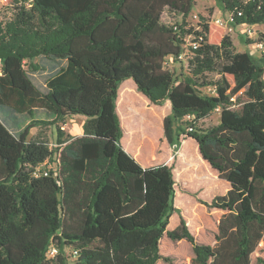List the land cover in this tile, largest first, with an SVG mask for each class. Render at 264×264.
<instances>
[{
  "label": "trees",
  "instance_id": "obj_1",
  "mask_svg": "<svg viewBox=\"0 0 264 264\" xmlns=\"http://www.w3.org/2000/svg\"><path fill=\"white\" fill-rule=\"evenodd\" d=\"M219 1L233 26L264 25V0ZM0 2L13 7L0 23V113L13 103L31 117L17 131L0 118V264H157L165 234L192 245V264H251L264 239V51L237 52L226 29L207 18L187 29L197 0ZM166 13L182 17L177 30L163 22ZM185 46L189 71L179 80L165 62L179 60ZM37 58L58 64L46 93L26 69L28 62L39 71ZM127 80L156 106L170 100L167 143L178 149L183 124L193 125L187 136L229 185L212 202L224 212L214 246L198 243L184 221L168 230L177 211L172 168H144L123 148L117 100ZM39 107L53 121L37 120ZM214 113L217 125L196 127ZM76 115L86 117L77 137L58 126ZM129 124L135 143L148 133L143 118ZM41 125H57L56 145L31 136ZM53 159L56 171L46 176Z\"/></svg>",
  "mask_w": 264,
  "mask_h": 264
},
{
  "label": "rangeland",
  "instance_id": "obj_2",
  "mask_svg": "<svg viewBox=\"0 0 264 264\" xmlns=\"http://www.w3.org/2000/svg\"><path fill=\"white\" fill-rule=\"evenodd\" d=\"M12 14L13 7L3 6L0 2V23L8 21ZM203 18H207L211 22L217 19L224 21L227 25L226 32L232 37L237 52L249 51L254 57L260 56L261 52L256 47V41L259 35L264 33V25L255 26L253 32H256V35L254 37L246 35V28L243 25L233 26L229 23L230 16L224 11L219 0H197L192 14L185 21L187 29H199V24L203 21ZM163 22L169 26L179 27L182 25L183 19L180 16L166 13L163 15ZM190 41V38L187 37L186 42L189 43ZM187 48L184 50L185 56L183 59L176 62L172 58L169 59L171 67L174 69L179 80L188 76L187 57L189 49ZM34 64L40 67L39 71H33L28 62L26 69L29 71L30 78L37 89L42 93H46L47 80L51 73L55 71L54 69L58 64L47 58H37L34 60ZM208 78L214 81L219 76L209 74ZM132 82V80H127L119 88L126 97L125 107L128 110V114L125 116V123L130 127L129 123L137 117L145 120L150 140H153L157 146L161 145L157 152L152 153V151H149L147 155L145 154V159L148 161L150 159L157 160L152 161L155 165H167L171 167L176 182L174 206L177 211L171 217V219L173 218L172 222L170 219L171 225H169L168 230H176L181 225V222L184 221L189 232L198 243L214 246L219 231V222L224 212L214 208L212 202L217 196L225 195L229 190V185L222 182L224 180L219 178L218 172L202 158L197 143L189 139L187 136L188 124H183L182 126L184 131L181 137V145L178 149L171 147L168 143H164L163 122L161 121L160 124L158 116L159 114H164L167 107L162 105L158 108L154 104L151 105L152 103L147 105L143 98H146V96L139 92L138 89H135L131 84ZM203 92L213 94L215 91L214 88L207 87L203 88ZM6 110L11 115L0 113V118L15 131L24 128L30 122L31 117L29 114L16 111L13 103L7 106ZM34 115L37 120L53 121L47 111L41 107L34 111ZM85 118L82 115L66 117L64 122L59 123L58 126L67 134L80 135L83 133ZM218 123L219 115L214 113L211 117L198 121L196 127L207 129ZM131 130L134 132V129L131 128ZM37 135H43L56 145L57 125H41L40 127L33 128L31 136L35 137ZM55 161L53 159L47 164L46 169L49 170V173L56 171ZM163 239L160 249L164 259L160 260L157 264H192L195 254L192 245L187 240H172L166 234ZM66 253L70 257L71 249H66ZM251 259V264H264V239L253 253Z\"/></svg>",
  "mask_w": 264,
  "mask_h": 264
},
{
  "label": "crops",
  "instance_id": "obj_3",
  "mask_svg": "<svg viewBox=\"0 0 264 264\" xmlns=\"http://www.w3.org/2000/svg\"><path fill=\"white\" fill-rule=\"evenodd\" d=\"M123 83H125V82H123ZM131 84L135 87V89H137V86L135 85L134 82H132ZM143 98L145 99L147 105L151 104L150 100L147 97H146L147 99L145 97H143ZM125 99H126L125 95H123L122 94V90L119 89L118 100H117V112H118V114L120 116L122 127L124 129V136H123V139H122V146L144 168L154 166L155 164H153L152 161H157V160L150 159L148 161V160L145 159L144 155L145 154L147 155L149 153V151H152V153H154L155 151L157 152L158 148H160L161 145L157 146L156 144H154L153 140H150V136H149L148 133L144 134L143 136H141L137 143L133 142V140L135 138L134 137V132L125 123V120H124L126 114H128L127 113L128 110L125 107V103H126ZM151 105H153V104H151ZM163 105H165V107H167V108H166V112L164 114H162V115L159 114V116H158L160 124H161V121L163 122L164 118L166 116H168V114H170L171 108H172L170 100H167ZM154 106H156V105H154ZM157 107L160 108L161 106H157ZM82 134H80V135H82ZM80 135H72V136L77 137V136H80ZM189 139H191V138H189ZM164 143L167 144L166 139H165ZM153 144H154V146H152Z\"/></svg>",
  "mask_w": 264,
  "mask_h": 264
},
{
  "label": "built area",
  "instance_id": "obj_4",
  "mask_svg": "<svg viewBox=\"0 0 264 264\" xmlns=\"http://www.w3.org/2000/svg\"><path fill=\"white\" fill-rule=\"evenodd\" d=\"M213 23L216 24V25H218V26H220V27H223V28L227 29V25H226L225 22L222 21L221 19L214 20ZM229 23H230V21H229ZM243 26L246 28V30H245V34H246V35H248V36H250V37H251V36L254 37V36L256 35V32H253L255 26H250V25H246V24H244ZM174 28L177 30V29H178V26H175ZM186 28H187V27H186ZM186 41H187V39H186ZM188 44H189V45H192V46L194 47V49H197V48L199 47V44H198V43H193V44H191V42H189ZM186 47H187V46H185V48H186ZM256 47H257L259 50L264 51V44H257ZM184 56H185V54L183 53L178 59H179V60H180V59H183ZM165 65H166V66H170V65H171L170 62H169V60L165 62ZM2 74H3V70H2V68L0 67V76H2ZM218 111H219V109H217V113H218ZM186 120H187V121H194V117H193V116H187V119H186ZM188 131H189V132H193V131H194V126H193V125H192V126H189ZM39 174H42V170H38L37 175H39ZM49 174H50V173H49V170L46 171V172H44V175H46V176H48ZM56 253H57V249L53 248L52 250H50L49 255L53 257V256L56 255Z\"/></svg>",
  "mask_w": 264,
  "mask_h": 264
},
{
  "label": "water",
  "instance_id": "obj_5",
  "mask_svg": "<svg viewBox=\"0 0 264 264\" xmlns=\"http://www.w3.org/2000/svg\"><path fill=\"white\" fill-rule=\"evenodd\" d=\"M198 144V143H197Z\"/></svg>",
  "mask_w": 264,
  "mask_h": 264
}]
</instances>
